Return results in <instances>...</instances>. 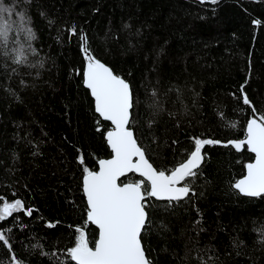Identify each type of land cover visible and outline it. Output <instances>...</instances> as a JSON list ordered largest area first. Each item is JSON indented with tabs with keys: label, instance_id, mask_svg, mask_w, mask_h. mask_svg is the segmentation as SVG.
Here are the masks:
<instances>
[{
	"label": "trees",
	"instance_id": "obj_1",
	"mask_svg": "<svg viewBox=\"0 0 264 264\" xmlns=\"http://www.w3.org/2000/svg\"><path fill=\"white\" fill-rule=\"evenodd\" d=\"M0 3L24 12L36 37L29 47L13 15L7 46L0 43V196L35 209L0 221L12 245L10 253L0 243L2 264H74L66 250L86 223L83 169L111 155L110 123L82 84L81 34L130 84L129 127L155 168L175 166L194 138L221 141L204 146L194 194L149 200L142 243L153 264H264V197L234 188L254 154L227 143L244 139L253 116L244 94L264 114V0ZM21 45L26 58L16 63ZM87 231L97 238L90 223Z\"/></svg>",
	"mask_w": 264,
	"mask_h": 264
},
{
	"label": "snow or ice",
	"instance_id": "obj_2",
	"mask_svg": "<svg viewBox=\"0 0 264 264\" xmlns=\"http://www.w3.org/2000/svg\"><path fill=\"white\" fill-rule=\"evenodd\" d=\"M204 2V0H201ZM217 3V0H210ZM18 17L17 30L24 32L25 42L34 40L30 18L24 12L0 3V43L7 46L9 33ZM259 24V21H256ZM76 35V28H71ZM81 50L86 60L83 71L84 84L95 101V112L103 121H110L112 129L106 132V140L111 148L110 159H100L98 170L83 169V192L86 195V223L75 227L77 235L73 246L66 254L74 264H153L142 244V233L149 221V200L179 202L194 194L193 182L204 162L205 145L220 144L215 139L194 138L193 147L187 155L168 170H158L150 163L146 150L142 147L129 127L132 122L133 92L130 84L120 75L101 62L90 50L88 37L81 34ZM15 62L20 63L24 56L23 46L15 50ZM35 51L34 49L32 50ZM243 92V86H241ZM242 102L249 105L253 116L246 122L244 139L227 142L237 151L246 150L254 154V161L246 164V175L234 183L239 193L248 197H264V114L255 115L256 109L248 96ZM235 127V122L228 125ZM85 159L79 156V163ZM128 173H138L143 179L121 181ZM118 181H121L118 183ZM35 209L26 206L22 199L11 201L0 196V221L14 217V213L32 216ZM87 223L96 226L98 238L89 239ZM54 225H49L53 227ZM0 243L12 251L10 238L0 231ZM12 261H17L15 255ZM2 264V262H0ZM17 264L20 262L17 261Z\"/></svg>",
	"mask_w": 264,
	"mask_h": 264
},
{
	"label": "water",
	"instance_id": "obj_3",
	"mask_svg": "<svg viewBox=\"0 0 264 264\" xmlns=\"http://www.w3.org/2000/svg\"><path fill=\"white\" fill-rule=\"evenodd\" d=\"M85 67H86V60H85V64H84V68H83V71H84V69H85ZM82 76H83V73H82ZM82 84H83V86L88 90V92H89V94H90V96H91V92H90V90L85 86V84H84V77H83V79H82ZM91 98H92V100H93V107H94V110H95V101H94V97H92L91 96ZM98 114V113H97ZM99 115V114H98ZM109 123H110V128L107 130V131H109V130H111L112 129V127H113V125H111V122L110 121H108ZM106 131V132H107ZM106 132H105V139H106ZM245 134H246V129H245ZM106 143H107V140H106ZM107 146L109 147V149H110V151H111V148H110V146L108 145V143H107ZM112 152H111V155L110 156H108V157H104V158H101V159H110L111 157H112ZM254 161V158H253V160L251 161V162H253ZM151 163V162H150ZM98 168H99V160H98V162H97V167H96V169L95 170H98ZM130 174H135L137 177H140L139 176V174L138 173H128L127 174V176L128 175H130ZM85 175V174H84ZM244 175H246V169H245V174ZM243 175V176H244ZM127 176H125V177H127ZM243 176L242 177H240L239 179H241V178H243ZM125 177H121V180L123 179V178H125ZM140 178H142V177H140ZM143 179V178H142ZM238 179V180H239ZM125 181H131V180H125ZM237 181V180H236ZM119 182H121V181H118V183ZM235 188V187H234ZM82 190H83V177H82ZM237 190V189H236ZM83 194H84V192H83ZM243 195V194H242ZM84 198H85V201H86V205H87V200H86V195L84 194ZM155 199V198H154ZM94 226V225H93ZM95 228H96V226H94ZM97 229V228H96ZM97 238H98V229H97ZM143 244V243H142Z\"/></svg>",
	"mask_w": 264,
	"mask_h": 264
}]
</instances>
